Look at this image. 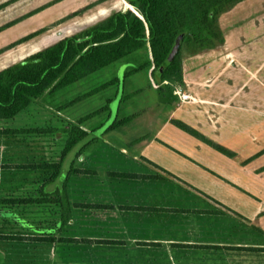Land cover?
<instances>
[{"label":"crops","instance_id":"obj_1","mask_svg":"<svg viewBox=\"0 0 264 264\" xmlns=\"http://www.w3.org/2000/svg\"><path fill=\"white\" fill-rule=\"evenodd\" d=\"M219 26L225 40L222 46L182 57L180 84L187 97L183 104L193 110H216L225 125L231 127L243 121L250 124L254 114L264 109V0L240 2L220 16ZM35 104L13 120L1 121L0 126L6 123L4 129L39 128L34 122L43 110ZM118 109H122V104ZM117 117L118 121L124 120L120 111ZM239 117L244 118L237 122ZM145 120L142 117L124 124L111 132L113 135L104 136L101 146L92 144L75 160L74 169L78 172L70 176L66 188L71 217L55 235L68 242H16L49 245L50 250L47 247L43 251L49 264H264V228L253 231L237 216L207 212L201 197L173 181L155 178L157 171L142 162L146 159L190 186L207 191L206 184L193 174L209 175L206 170L210 168L203 158L212 152L221 153L170 122L146 133ZM7 122L22 125L11 127ZM49 124L51 127L39 129L54 128L53 123ZM170 125L181 131L180 142L178 135V139H172L160 133ZM197 126L194 129L216 143L217 138ZM142 138L146 139L136 143ZM110 139L116 143L111 144ZM16 142L29 146L27 136L6 137L0 142V152L7 154ZM42 149L39 148L41 162L46 160ZM225 157L236 160L237 155ZM32 169H11L0 174ZM39 174L51 177L49 173ZM56 182L47 186L45 181L14 186L3 183L0 200H7L10 195L34 198L42 186L51 193ZM241 216L260 228L259 219ZM0 254V264H5Z\"/></svg>","mask_w":264,"mask_h":264},{"label":"rangeland","instance_id":"obj_2","mask_svg":"<svg viewBox=\"0 0 264 264\" xmlns=\"http://www.w3.org/2000/svg\"><path fill=\"white\" fill-rule=\"evenodd\" d=\"M0 7H2L0 10V71L9 65L38 54L41 50L65 38L84 32L116 12H132L134 15H139L137 10L124 0H0ZM186 52L184 47L183 55H186ZM136 55L139 57V61L134 57L129 58L128 60L133 63H129L127 60L121 61L88 76L65 90L44 96L35 104L43 111L38 120H35L34 126L51 127L48 125L53 123L51 125L55 129L59 127L61 129L64 125L67 127L76 124L79 119L96 113L106 106L109 111L103 110L83 124V127L90 131V138L94 137L93 145L98 148L102 145L104 136L114 134L104 133V131L114 122L119 101L123 96L125 97L121 103L122 109L119 110L121 118L126 119L129 116L137 115V120H139L146 117V133L152 127L160 128L164 123L172 124L173 121L185 123L184 120H186L189 122V124L186 123L187 125L202 126L205 134L217 138V144L228 148L237 155L236 160H229L221 154L212 152L211 156L203 158L210 168L206 170L209 175L202 177L198 174L199 172H194L195 179L204 182L207 187V191L199 190L202 192V200L207 204V212L226 213L232 210L240 216L246 215L259 219L260 228L252 226L244 218V221L241 222L244 226H251L253 231L262 230L264 228V109L254 114L255 119L250 124L244 121L240 122L244 117L236 118L237 122L241 124L234 127L225 125L222 118H219L218 111L190 109V106L183 104L184 100L179 97L174 106H165L167 108L162 109L153 103L156 85L148 73L150 68L146 70V75L142 72L135 74L131 69V67L136 68L134 66L142 65L144 61L148 60L149 50L144 49ZM122 68L123 70H121ZM127 71L131 76L119 88L117 85L110 86L88 97H83L115 79L124 81V72ZM166 83L174 84L173 81H166ZM171 87L175 89L174 86ZM108 101L110 102L108 103ZM35 105L32 109L35 108ZM25 119H22L21 122L24 123ZM7 123L11 127L22 125ZM5 124L2 123L0 128H6ZM192 125L190 126L194 128L195 126ZM234 129H238L237 133ZM160 133L172 139H178L182 134L180 130L171 125ZM6 137L0 135V142ZM27 137L30 147L24 142H16L12 150H7L9 151L7 154L0 152V173L1 171L11 169L19 171L18 169L30 167L33 168L32 171L0 174L1 186L3 183L5 186H14L21 182L46 181L44 179H48L49 176L45 175L43 178L35 168L41 164L39 148H43V156L45 155L48 162L58 163L68 134L57 131L54 136L30 135ZM179 139L180 142L181 138ZM110 143L116 142L110 139ZM174 144L179 143L174 142ZM77 152L78 147L65 157L60 174L56 179L57 184H62L65 180ZM32 173L34 174L32 175ZM204 196L208 198H204ZM1 197L3 196H0V199H2ZM11 197L13 196L10 195L7 198L19 199ZM26 197L29 198V196ZM1 207L9 209L15 217L13 221L0 216V253L4 256V263L49 264L47 255L43 254L47 247L50 250L49 245H27L16 242V239L42 234L35 232L36 228L54 230L57 225L60 227L58 208L49 204L27 206L8 204L0 205ZM18 220L19 222H17ZM22 223H31L34 229L26 230L20 225ZM254 223L256 224V222Z\"/></svg>","mask_w":264,"mask_h":264},{"label":"trees","instance_id":"obj_3","mask_svg":"<svg viewBox=\"0 0 264 264\" xmlns=\"http://www.w3.org/2000/svg\"><path fill=\"white\" fill-rule=\"evenodd\" d=\"M124 1L133 6L139 15H134L132 12H116L84 32L65 38L41 50L38 54L9 65L0 71V122L13 120L32 104L42 100L44 96L65 90L88 76L116 63L124 60L133 63V61L128 60L132 57L137 58V61H139L140 59L136 54L144 49L149 50L150 57L142 65L134 66L136 68L131 67L133 73L142 72L146 75V70L150 68L148 73L156 85L153 93V103L158 107L174 106L177 103L178 96L174 95L175 89L171 86L181 85L180 83L183 80L181 66L183 48H186V55H193L222 46L225 40L219 26V18L244 0ZM1 9L2 7H0ZM181 34H185L182 45L172 63L163 72L161 82H159L156 78V71L167 59L176 39ZM134 63L137 64V62ZM130 76L129 71L124 72V81L115 79L83 97H88L110 86L117 85L119 88L124 85L125 80ZM166 81H173L174 84H168ZM124 97L120 99L119 105ZM118 108L114 122L105 129L104 133H111L124 124L137 119V115H132L118 121ZM103 110L109 111L108 107L105 106L100 111L79 119L76 124L69 125L67 131H65L68 138L58 163H50L43 159L41 164L35 167L42 173L51 174V177L45 181L44 186L55 183L60 174L63 161L69 153L78 147L76 160L80 154L94 143V138H90V131L84 128L83 124ZM172 124L183 132L206 143L219 153L234 158L235 154L232 151L208 140L199 131L186 123L173 121ZM57 131L54 128H0V135L11 138L30 135L54 136ZM145 139H139L136 143H140ZM74 162L65 180L62 184L56 185L54 192L46 193L44 191L45 187L42 186L37 188L34 198L0 200V204L15 206L49 204L59 210L60 227L57 225L55 231L40 228L43 231L42 234L34 235L36 237H19L16 239L17 241H46L52 244L68 242L65 239H57L55 235L56 231L67 225L71 217V205L66 188L70 176L78 172L74 169ZM142 162L161 174L155 176V178L173 181L202 197V192L185 183L182 179L146 159H142ZM204 198L208 197L204 196ZM219 214L234 215L243 219L242 216L232 210ZM20 225L26 230L34 229L31 223Z\"/></svg>","mask_w":264,"mask_h":264},{"label":"water","instance_id":"obj_4","mask_svg":"<svg viewBox=\"0 0 264 264\" xmlns=\"http://www.w3.org/2000/svg\"><path fill=\"white\" fill-rule=\"evenodd\" d=\"M184 36L185 34H181L178 36V38L176 39L175 43H174V46H173V49L171 51V53L169 54V56L167 57V59L164 61V63L162 64V66L156 71V78L158 79L159 82H161V77L163 75V72L165 71V69H167L169 67V65L172 63V61L174 60L178 50L180 49L181 45H182V42H183V39H184ZM123 70V68L121 69ZM166 84V83H165ZM162 108V107H160ZM2 208V207H1ZM0 208V209H1ZM3 210L5 211H8V217H12L13 216V213H11L9 211V209L7 208H2ZM35 232H39L41 233L42 231L38 228H36L34 230Z\"/></svg>","mask_w":264,"mask_h":264},{"label":"flooded vegetation","instance_id":"obj_5","mask_svg":"<svg viewBox=\"0 0 264 264\" xmlns=\"http://www.w3.org/2000/svg\"><path fill=\"white\" fill-rule=\"evenodd\" d=\"M72 125V124H71ZM69 127V125L66 127L65 125L63 126V128H61L60 129V127L58 128V129H56V130H58V131H61V132H63V134H66L65 133V131H67V128ZM55 129V128H54ZM56 133V132H55ZM0 205H6V204H0ZM2 208H5V207H2ZM9 213H8V211H5V210H3V209H0V216L1 217H6V218H9V219H11V220H15V217H14V215L12 216V217H8L7 215H8ZM17 220V219H16Z\"/></svg>","mask_w":264,"mask_h":264},{"label":"built area","instance_id":"obj_6","mask_svg":"<svg viewBox=\"0 0 264 264\" xmlns=\"http://www.w3.org/2000/svg\"><path fill=\"white\" fill-rule=\"evenodd\" d=\"M174 93H175V95H177L179 97V99H181V100L186 99V94L184 92L182 85H176Z\"/></svg>","mask_w":264,"mask_h":264}]
</instances>
